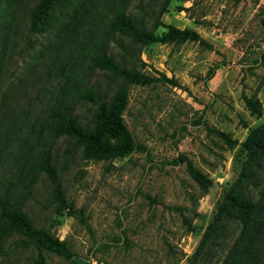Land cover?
<instances>
[{
    "label": "rangeland",
    "instance_id": "374dc122",
    "mask_svg": "<svg viewBox=\"0 0 264 264\" xmlns=\"http://www.w3.org/2000/svg\"><path fill=\"white\" fill-rule=\"evenodd\" d=\"M22 2L0 77V103L3 94L9 103L0 197L8 194V210L25 211L73 254L43 251L46 262L220 264L225 251L210 260L193 254L249 155L247 137L264 123V0H72L38 33L28 29L37 0ZM4 3L0 14H9ZM121 12L158 37L173 26L198 38L136 42L113 31ZM99 50L153 80L127 88L121 113L144 150L95 160L58 130L67 112L91 123L96 105L86 90L114 93L117 78L93 65ZM246 98L258 99V113ZM48 150L56 181L39 169ZM24 239L3 235L0 224V264H31L37 250Z\"/></svg>",
    "mask_w": 264,
    "mask_h": 264
},
{
    "label": "trees",
    "instance_id": "16d2710c",
    "mask_svg": "<svg viewBox=\"0 0 264 264\" xmlns=\"http://www.w3.org/2000/svg\"><path fill=\"white\" fill-rule=\"evenodd\" d=\"M22 1L5 0L2 11L9 14H0V77L3 62L6 59L7 44L9 40L14 44L16 42L14 8L20 7L22 11L24 9ZM71 1L37 0L28 9L29 31L38 33L48 29L53 21L54 8ZM112 28L113 31L125 34L143 44L198 38V35L190 30H178L173 26H169L168 31L158 37L124 12L115 16ZM93 65L96 69L112 73L117 78L118 83L114 93L108 98H98L99 95H96L94 90L88 89L83 92L82 96L96 105L91 123L83 126L71 112H67L64 118L59 119L58 133L61 136L73 138L82 147V153L86 159L115 158L129 154L133 150H144L141 144L134 141L123 122L121 113L126 105L127 88L130 85L149 84L153 78L135 67L127 68L119 64L106 50L97 52ZM1 99L0 127L3 129V117L9 103L5 101V94ZM246 102L248 107L252 108V113L260 111L258 99L246 98ZM56 114L60 115V111ZM5 141L6 132L0 130V148L4 147ZM244 145L249 155L238 178L227 193L224 203L218 208L213 221L208 226L197 251L193 254L195 258L201 259L207 256L210 260L217 251L220 252V256L225 251L220 264H264V123L251 131ZM39 169L51 180L56 181L55 162L49 150L43 154ZM193 177L205 192L207 189L205 177L198 171L193 172ZM56 199L65 203L59 185L56 189ZM9 202L8 194L0 197V224L3 235L5 233L22 235L25 238L24 241H28L36 248L37 253L31 264H48L43 251H51L68 259L72 258L73 254L64 240L54 237L47 230L36 227L25 211L8 210ZM68 206L72 207L71 204ZM231 222H235L233 224L235 235L228 229V224ZM231 235L234 237L229 240Z\"/></svg>",
    "mask_w": 264,
    "mask_h": 264
}]
</instances>
